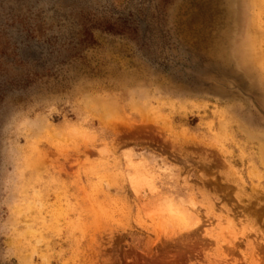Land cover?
Segmentation results:
<instances>
[{
    "label": "rangeland",
    "instance_id": "374dc122",
    "mask_svg": "<svg viewBox=\"0 0 264 264\" xmlns=\"http://www.w3.org/2000/svg\"><path fill=\"white\" fill-rule=\"evenodd\" d=\"M0 264H264V0H0Z\"/></svg>",
    "mask_w": 264,
    "mask_h": 264
},
{
    "label": "flooded vegetation",
    "instance_id": "af4514ba",
    "mask_svg": "<svg viewBox=\"0 0 264 264\" xmlns=\"http://www.w3.org/2000/svg\"><path fill=\"white\" fill-rule=\"evenodd\" d=\"M86 1H88V0H86ZM89 1H91V2H93V1H95V0H89ZM96 1H100L101 3H104L106 0H96ZM32 50H34V48H32ZM34 54V53H33ZM56 82V81H55Z\"/></svg>",
    "mask_w": 264,
    "mask_h": 264
}]
</instances>
